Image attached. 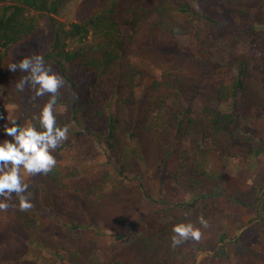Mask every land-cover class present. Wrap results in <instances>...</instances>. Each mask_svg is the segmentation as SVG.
Masks as SVG:
<instances>
[{"label": "trees", "instance_id": "trees-1", "mask_svg": "<svg viewBox=\"0 0 264 264\" xmlns=\"http://www.w3.org/2000/svg\"><path fill=\"white\" fill-rule=\"evenodd\" d=\"M15 2L0 9V89L6 90L9 101L17 106L12 119L21 126L31 124L39 128V121L33 117L38 116L50 94L33 99V91L27 87L24 92H18L15 84L26 73L19 69L13 72L8 68L9 64L26 55L39 53L64 80L54 108L58 105L68 108L75 121H82L83 131L92 134L101 129L105 117L107 135L104 131L101 135L106 137V155L113 165H117L116 170L122 178H130L134 174L129 173L128 168L134 163L137 149L142 151V148L135 138L134 125L124 127L111 107L113 103L132 105L135 102L136 112H132L131 119L143 126L146 114L153 107L154 122L144 127L154 134L156 141L167 136L176 146L191 135L195 153L191 171L180 170L185 176L181 180L177 178L179 183L183 181L185 198L159 207L155 226L165 232L172 231L173 225L187 223V218L194 213L204 217L211 213L217 205L216 199L231 198L253 211L245 224L259 226L252 243L264 246V193L250 198H235V191L230 190L233 176L241 179L239 191L244 189V178L255 176V169L261 167L264 175V158H261L264 155V136L254 133L252 125L256 120H264V109L247 110L249 101L245 92L251 74L246 59L239 54H234V57L226 55L228 61L224 62L213 53L219 43L232 47L252 39L253 35L260 41L264 38V0H155L154 8L135 5L131 0H107L108 3L95 10L86 21L72 23L70 28H65L52 15L58 0H50L49 3L46 0ZM121 3H125L127 8L123 9ZM21 4L39 13L26 15ZM128 13L133 16L130 24L135 32L129 36L133 55L162 70L160 78L151 81L141 100L136 98L135 88L145 72L127 57L120 22L116 20ZM140 22L148 24L146 31ZM196 23L205 26L198 28ZM92 30L95 35L90 38ZM138 31L143 32L137 37ZM184 34L195 37V47L178 43L177 36ZM103 37L104 41L101 40ZM68 39L73 40L72 44ZM262 51L264 53V46ZM209 69L221 80L216 88L205 81ZM227 73H232V79L223 82V75ZM54 108L57 125L67 126L62 122L67 115L55 112ZM231 124L236 128L240 142L248 147L245 153L235 154L226 141H220L224 140L222 132ZM121 137L126 139L125 144L118 143ZM4 139L11 140L12 137L6 135L0 121V140ZM133 141L136 148L132 146ZM209 157H213V164H209ZM237 159L241 162L238 163ZM239 164L243 170L239 169ZM74 173L56 164L46 179L57 188L66 189L68 180L76 176ZM84 189L85 197L79 200L78 206L86 211L91 229L101 233L103 224L93 214L94 206L87 199L97 195L96 199L100 201L107 198V194L102 191V184ZM150 198L161 202L154 196ZM100 204L103 206L104 202ZM58 210L53 206L49 211L58 217ZM68 227L77 231L85 228L78 217ZM227 234L221 230V240L224 241ZM230 242H238V239ZM180 246L169 252L168 259L174 261L185 254L194 258L200 248L195 243L186 244L180 252ZM250 251L255 255L249 264H262L260 260L264 252L256 248ZM222 254L230 257L224 250ZM142 259L145 257L136 258L132 264H141ZM92 260L96 261V255ZM113 264H120V261L115 260Z\"/></svg>", "mask_w": 264, "mask_h": 264}, {"label": "rangeland", "instance_id": "rangeland-1", "mask_svg": "<svg viewBox=\"0 0 264 264\" xmlns=\"http://www.w3.org/2000/svg\"><path fill=\"white\" fill-rule=\"evenodd\" d=\"M46 1L50 2V0ZM131 2L150 8H154L157 4L155 0H131ZM9 3L16 2L0 0V9ZM107 3V0H58L55 10L51 12L65 28H70L72 23L86 21L95 10H100ZM21 6L26 15L39 13L24 4ZM121 7L127 8L125 3H121ZM132 19L133 16L128 13L116 20L120 22L127 57L145 72L135 88V96L141 100L151 81L160 78L162 70L133 55V44L129 40V36L135 33L130 24ZM139 25L144 26L143 31H146L148 24L140 22ZM196 26L200 28L205 25L196 23ZM142 32L138 31L136 36L138 37ZM89 34L91 38L95 35V31L92 30ZM71 40L68 39L69 44H72ZM101 40L104 41V37ZM177 41L184 46H196L195 37L190 34L178 35ZM263 46L264 38L262 37L260 41L253 35L252 39L232 47L219 43L213 51L215 57L224 62L228 61L226 55L234 57V54H239L246 59L248 72L250 71L249 74H251L245 92L249 101L247 110L262 111L264 109ZM114 49L118 48L114 47ZM122 65L124 67V63ZM231 79L232 73L223 75V82ZM205 81L213 88L221 82L211 73V69L206 72ZM9 100L7 91L0 89V113L5 117L0 119L2 127L8 123L7 116L10 119L13 118L17 108L16 104ZM134 105L135 102L132 105H123L118 102L113 103L111 107L113 114L120 119L124 127L134 125L135 138L142 148V151L137 149L136 156L139 158L134 156V163L128 168L129 173L134 174L130 178H122L116 170L117 165H113L106 155L107 141L106 137L101 135L102 131L107 135L104 125L105 117L102 119L103 125L98 132L87 133L83 131L82 121H75L72 113H68V108L62 105L55 106V112L67 115L62 122L68 124V134L67 139L54 150L53 154L57 165L68 171H74L76 176L68 180L66 189H61L48 182L47 174L29 175L21 168L20 174L23 181L29 185L28 192L31 193L30 200L33 206L26 211H21L19 199L15 193H12L10 197H0V199H7L10 205L7 210H0V264H113L115 260L120 261V264H132L133 260L141 256L145 257L141 260V264H205L207 262L209 264H249L255 255L250 250L256 248L261 253L264 252V246L260 247L259 244L255 246L257 242L252 243L255 232L259 231V226L245 224L253 211L240 206L235 199L219 198L215 200L217 203L215 209L205 215L209 222L207 228L199 224V216L195 213L186 220L200 229L201 237L199 240L184 241L178 247V251H182L183 245L195 243L200 248L194 254V258L185 254L174 261L168 259L169 252L173 249L171 246L173 232L160 230L154 223L159 216L157 212L159 207L185 198L183 181L179 183L177 178L181 180V177L185 176L180 170L189 173L193 166L195 153L192 137L187 136V140L178 142L176 146L173 145L172 140L167 139V136L156 141L154 134L144 127L154 122L153 107H150V112L146 114V122L143 126L132 122L131 116L136 112ZM141 116H144V113ZM240 120H242L241 117ZM252 125L254 133L264 136V120H256ZM221 138L224 140L220 141H226L228 148L235 154L245 153L248 150V147L238 139L233 124L222 132ZM125 142L124 137H121L120 142L118 141L119 144H125ZM132 146L135 147L134 141ZM261 158H264L263 154ZM237 160L238 163L241 162V159ZM208 161L209 164H213V157H209ZM238 167L242 169L240 164ZM253 172L256 177L248 175L247 180L244 178L246 183L243 190L238 191L241 179L236 176L231 178L230 190L235 191V198H250L264 193L262 181L264 175L261 167ZM100 184L103 185L102 191L107 194V198L98 201L96 195L87 199L94 206L93 214L103 224L101 233H96L89 226L90 219L85 216L86 211L78 206V202L85 197L82 191L85 187ZM151 196L161 202L151 199ZM100 202H104V205L101 206ZM53 206L59 208L58 217H55L53 211H49ZM254 207L258 208L257 205ZM77 217L85 226L81 231L68 227ZM221 230L228 233L224 241L220 238ZM236 239L238 242H230ZM223 250L229 254V258L222 254ZM95 255L96 261L92 260ZM257 261L259 262V259ZM260 261L264 264V256Z\"/></svg>", "mask_w": 264, "mask_h": 264}, {"label": "clouds", "instance_id": "clouds-1", "mask_svg": "<svg viewBox=\"0 0 264 264\" xmlns=\"http://www.w3.org/2000/svg\"><path fill=\"white\" fill-rule=\"evenodd\" d=\"M8 68L13 72L19 69L26 73L15 84L18 92H24L27 87L33 91V99L50 94L38 116L33 117L39 121V128L31 124L21 126L16 119L7 116L8 123L3 130L12 139L0 141V197H10L15 193L19 199V209L26 211L33 205L31 193L28 192L29 185L20 174L21 168L29 175H46L57 164L54 150L67 139L68 128L57 125L53 111L64 80L39 53L26 55L18 62L9 64ZM0 119H5L2 113ZM9 206L7 199H0V210H7ZM198 221L204 228L209 226L204 216H199ZM172 232L173 248L188 239L199 240L201 237L200 229L192 222L177 223L173 225Z\"/></svg>", "mask_w": 264, "mask_h": 264}]
</instances>
